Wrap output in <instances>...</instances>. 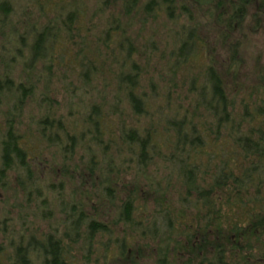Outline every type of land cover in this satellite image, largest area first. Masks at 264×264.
Returning a JSON list of instances; mask_svg holds the SVG:
<instances>
[{
	"label": "trees",
	"instance_id": "trees-1",
	"mask_svg": "<svg viewBox=\"0 0 264 264\" xmlns=\"http://www.w3.org/2000/svg\"><path fill=\"white\" fill-rule=\"evenodd\" d=\"M20 1L0 264H264V0Z\"/></svg>",
	"mask_w": 264,
	"mask_h": 264
},
{
	"label": "rangeland",
	"instance_id": "rangeland-1",
	"mask_svg": "<svg viewBox=\"0 0 264 264\" xmlns=\"http://www.w3.org/2000/svg\"><path fill=\"white\" fill-rule=\"evenodd\" d=\"M12 2H14L15 0H11ZM40 2H44L43 0H40ZM23 2H21L20 0H16V2H14V8L17 9V7L22 4ZM93 5V4H92ZM155 61V60H154ZM54 89L57 91L56 93V96H52V98L54 99L53 101H57L59 103L58 106H61V103H63L64 101V98H63V95H64V89L62 87V85L60 83H57L55 84L54 86ZM33 113L34 115H38L39 112L37 111V109H33ZM129 123V122H128ZM127 123V124H128ZM118 125V124H117ZM138 125V124H137ZM35 145V144H34ZM48 155V154H47Z\"/></svg>",
	"mask_w": 264,
	"mask_h": 264
}]
</instances>
